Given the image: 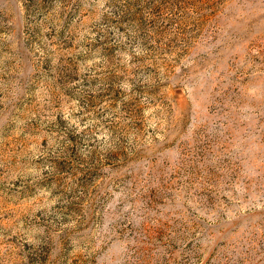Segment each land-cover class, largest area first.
I'll list each match as a JSON object with an SVG mask.
<instances>
[{
	"label": "rangeland",
	"instance_id": "obj_1",
	"mask_svg": "<svg viewBox=\"0 0 264 264\" xmlns=\"http://www.w3.org/2000/svg\"><path fill=\"white\" fill-rule=\"evenodd\" d=\"M0 264H264V0H0Z\"/></svg>",
	"mask_w": 264,
	"mask_h": 264
}]
</instances>
